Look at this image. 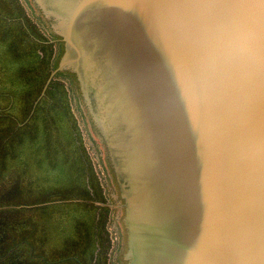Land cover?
Wrapping results in <instances>:
<instances>
[{"label":"water","instance_id":"obj_1","mask_svg":"<svg viewBox=\"0 0 264 264\" xmlns=\"http://www.w3.org/2000/svg\"><path fill=\"white\" fill-rule=\"evenodd\" d=\"M62 39L120 264H264V0H33Z\"/></svg>","mask_w":264,"mask_h":264},{"label":"rangeland","instance_id":"obj_2","mask_svg":"<svg viewBox=\"0 0 264 264\" xmlns=\"http://www.w3.org/2000/svg\"><path fill=\"white\" fill-rule=\"evenodd\" d=\"M66 58L33 0H0V136L15 139L1 155L0 189L21 188L0 196V219L18 220L17 264H120L108 186ZM57 188L71 198L51 206Z\"/></svg>","mask_w":264,"mask_h":264},{"label":"trees","instance_id":"obj_3","mask_svg":"<svg viewBox=\"0 0 264 264\" xmlns=\"http://www.w3.org/2000/svg\"><path fill=\"white\" fill-rule=\"evenodd\" d=\"M38 95V93H37ZM45 97L43 98V100L47 99L49 97L48 94L44 95ZM43 100L41 102H39V104L43 103ZM58 100V97H57ZM58 103V102H57ZM42 105V104H41ZM4 116V115H3ZM2 119L4 120L5 118ZM68 126H70L69 124H67ZM49 131H51V128H47ZM51 135V134H50ZM71 136H73L72 134H70ZM13 136L12 134L10 136H7L6 138L3 136H0V164H1V155L4 154L6 151H13V146H14V142L15 139H12ZM47 144V153L49 155H51V151H53L55 153V146L53 145L52 149H51V138H49L47 140V142H45ZM6 148V149H5ZM54 163V162H52ZM55 164V163H54ZM15 186V185H14ZM11 187V188H7L5 190L2 191V189H0V196L3 194H10V196L12 197H17L20 195V191L21 188L18 186L15 187ZM67 191V192H66ZM70 189H56L54 194L51 195V200H49L51 202V206L54 205L56 206V202L59 200H67L68 198H71V193H70ZM63 195L64 198H59L58 196ZM12 216V215H9ZM18 220L14 221L12 223V220H5V219H0V249H3L5 247V251L1 252L0 251V264H3V262L5 264H10L15 262V264L20 263L18 260L17 255H15V249L17 248L15 247L16 245H18V241H16L18 239L19 236V227L17 225ZM13 251V254L11 255V252ZM17 254V253H16ZM6 260H5V259ZM17 258V259H16Z\"/></svg>","mask_w":264,"mask_h":264}]
</instances>
